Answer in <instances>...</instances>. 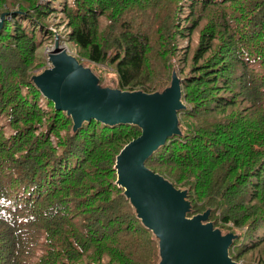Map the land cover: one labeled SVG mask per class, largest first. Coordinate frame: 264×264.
Listing matches in <instances>:
<instances>
[{
	"label": "trees",
	"instance_id": "obj_1",
	"mask_svg": "<svg viewBox=\"0 0 264 264\" xmlns=\"http://www.w3.org/2000/svg\"><path fill=\"white\" fill-rule=\"evenodd\" d=\"M121 92L180 81L179 134L145 167L187 219L264 264V0H0V264H159V240L116 184L134 125L77 130L33 79L54 40Z\"/></svg>",
	"mask_w": 264,
	"mask_h": 264
},
{
	"label": "water",
	"instance_id": "obj_2",
	"mask_svg": "<svg viewBox=\"0 0 264 264\" xmlns=\"http://www.w3.org/2000/svg\"><path fill=\"white\" fill-rule=\"evenodd\" d=\"M47 62L50 68L34 77V85L55 110L71 118L74 130L91 120L140 129V136L116 158V184L144 227L159 240V264H238L228 257L232 235L222 236L210 223L204 225L208 213L187 219L185 192L145 167L153 152L179 134L177 112L183 106L175 75L162 94L97 89L90 70L79 65L57 40Z\"/></svg>",
	"mask_w": 264,
	"mask_h": 264
},
{
	"label": "rangeland",
	"instance_id": "obj_3",
	"mask_svg": "<svg viewBox=\"0 0 264 264\" xmlns=\"http://www.w3.org/2000/svg\"><path fill=\"white\" fill-rule=\"evenodd\" d=\"M56 40H57V39H56ZM57 41H58V40H57ZM54 42H55V40H54ZM58 44H59L60 46L64 47V49H65L70 55H72V54H71L72 52H70L64 44H62V43L60 44L59 42H58ZM53 45H54V43H53ZM53 45H51L49 48L46 49L45 53H46L47 55H48V53L51 51V49L53 48ZM49 68H50V64L47 63V64H46V70L49 69ZM41 74H42V73H41ZM102 77H103V80H104L103 85L113 87V83H112V80H111L112 75H110V74L108 73L107 70L103 71V75H102ZM93 83H94V86H95L97 89H102V88H100V87L97 85V81H96V79H94ZM110 87H109V88H110ZM109 88H108V89H109ZM206 224H208V223L205 222L204 225H206ZM238 264H240V263H238Z\"/></svg>",
	"mask_w": 264,
	"mask_h": 264
}]
</instances>
